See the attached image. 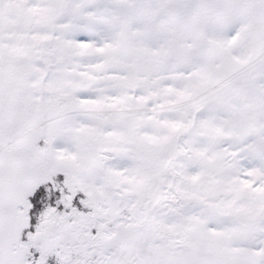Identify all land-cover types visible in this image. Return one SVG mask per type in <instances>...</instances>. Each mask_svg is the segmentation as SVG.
<instances>
[{"label":"snow or ice","instance_id":"6c2138e0","mask_svg":"<svg viewBox=\"0 0 264 264\" xmlns=\"http://www.w3.org/2000/svg\"><path fill=\"white\" fill-rule=\"evenodd\" d=\"M0 264H264V0H0Z\"/></svg>","mask_w":264,"mask_h":264}]
</instances>
